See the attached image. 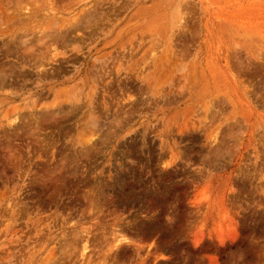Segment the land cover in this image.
Returning a JSON list of instances; mask_svg holds the SVG:
<instances>
[{
	"label": "rangeland",
	"instance_id": "obj_1",
	"mask_svg": "<svg viewBox=\"0 0 264 264\" xmlns=\"http://www.w3.org/2000/svg\"><path fill=\"white\" fill-rule=\"evenodd\" d=\"M0 264H264V0H0Z\"/></svg>",
	"mask_w": 264,
	"mask_h": 264
}]
</instances>
